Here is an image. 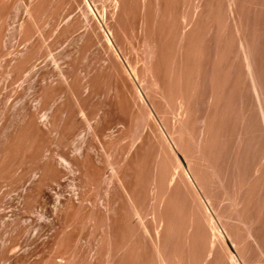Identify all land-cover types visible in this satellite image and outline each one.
Wrapping results in <instances>:
<instances>
[{"label":"rangeland","instance_id":"rangeland-1","mask_svg":"<svg viewBox=\"0 0 264 264\" xmlns=\"http://www.w3.org/2000/svg\"><path fill=\"white\" fill-rule=\"evenodd\" d=\"M0 264H264V0H0Z\"/></svg>","mask_w":264,"mask_h":264},{"label":"bare ground","instance_id":"bare-ground-1","mask_svg":"<svg viewBox=\"0 0 264 264\" xmlns=\"http://www.w3.org/2000/svg\"><path fill=\"white\" fill-rule=\"evenodd\" d=\"M109 43H111V45H112V42H111V40L109 39ZM130 67V66H129ZM136 80H137V78H136ZM211 215V214H210ZM212 218H214L213 216H211ZM232 246H234L233 244H232Z\"/></svg>","mask_w":264,"mask_h":264}]
</instances>
